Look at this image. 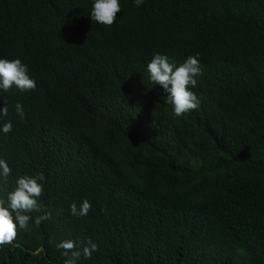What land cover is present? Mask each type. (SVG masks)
<instances>
[{
  "label": "trees",
  "instance_id": "16d2710c",
  "mask_svg": "<svg viewBox=\"0 0 264 264\" xmlns=\"http://www.w3.org/2000/svg\"><path fill=\"white\" fill-rule=\"evenodd\" d=\"M119 2L105 26L92 0H0V57L36 81L0 91V198L42 176L50 214L0 264H64L61 240L97 245L77 264H264V0ZM155 53L199 54L198 108L173 115Z\"/></svg>",
  "mask_w": 264,
  "mask_h": 264
},
{
  "label": "clouds",
  "instance_id": "9594fccd",
  "mask_svg": "<svg viewBox=\"0 0 264 264\" xmlns=\"http://www.w3.org/2000/svg\"><path fill=\"white\" fill-rule=\"evenodd\" d=\"M133 3L139 7L144 0H133ZM120 11L119 0H92L88 16L91 21L110 26ZM146 68L149 80L154 85H159L167 94V102L172 105L174 116L180 117L199 107L200 101L191 90L196 87L197 77L202 74L199 54L190 55L182 63L177 64L168 56L155 53ZM13 86L18 91L25 92L34 90L36 81L29 76L27 65L19 58L0 57V91L6 92ZM15 111L23 118V107L19 102L15 105ZM6 115L7 107H0V118ZM11 130V121L0 123V133L7 134ZM10 173L8 163L0 158V180L6 179ZM42 181V176H18L14 190L7 193L6 201L0 198V246L11 244L17 236L18 229H26L30 219L39 225L49 218V213L34 218L29 215L41 210L38 200L44 191ZM90 207L91 204L87 200L82 201L79 208L73 203L70 205V213L74 216H86ZM55 246L63 250L62 255L66 258L64 264H77L81 255L87 259L97 250V245L91 241L82 248L73 240H61Z\"/></svg>",
  "mask_w": 264,
  "mask_h": 264
}]
</instances>
